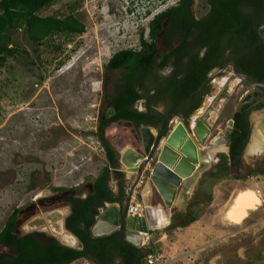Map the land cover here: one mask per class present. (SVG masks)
I'll return each mask as SVG.
<instances>
[{
	"label": "rangeland",
	"instance_id": "obj_1",
	"mask_svg": "<svg viewBox=\"0 0 264 264\" xmlns=\"http://www.w3.org/2000/svg\"><path fill=\"white\" fill-rule=\"evenodd\" d=\"M176 2L58 0L43 9L39 16L72 15L84 25L82 35H54L40 46H34L23 29L12 33L15 54L0 68V230L14 209L34 204L20 215L17 232L39 230L48 238L58 240L55 234L68 210L62 201L56 202V198L70 191L80 198L86 197L87 186L108 165L95 133L98 113L107 105L105 92L111 94L124 72L107 70L106 64L119 51L136 50L139 37L147 38L148 23L152 18ZM193 9L197 17L204 15L207 10L205 0H193ZM228 76L230 67L222 76L213 77L207 93L201 98L205 103L203 110L209 107L218 93L217 82L225 83ZM236 84L230 86L231 95L221 108L217 127L211 130L210 138L219 131L228 134V122L252 90L247 82ZM263 116L262 108L250 113V142L246 143L243 153L248 169L262 165L257 163L262 154L254 156L257 153L249 152V148L254 139L263 144L264 130L258 127ZM191 117L184 122L188 131L194 124ZM176 122L174 118L172 126ZM165 135L163 133L160 137ZM103 138L116 152L125 147L141 151L139 130L127 122L107 126ZM196 146L200 152L202 149L197 143ZM221 146L206 152H216L214 162L225 155L221 153L225 146L218 151ZM198 166L199 163L195 165L196 169ZM213 167L212 164L201 174L189 198L191 203L202 200L209 192L212 198L213 194H218L214 211L208 213L206 205L194 209L198 218L206 212L214 218L208 222L200 240L190 247L175 249L170 257H165V250L172 248L175 242L173 231L164 230L172 218L179 215V210L174 208L168 211V224L162 219L156 220L160 228L149 231L150 239L144 249H158L168 264H264V174L252 170L250 176L232 174L227 179L209 184L207 180ZM121 168L115 165L110 169L108 179L115 173L119 180L121 172H127L125 166ZM113 170L117 172L113 173ZM234 177L240 179L235 180ZM203 179L205 183L201 188L204 186V189L200 193L199 184ZM144 189L143 183L134 190V203L142 205L140 200L146 191ZM242 189L258 193L260 206L249 212L239 225L230 224L225 218V221H220V215L224 216L232 196ZM40 199H43L42 206L37 203ZM154 201L160 200L154 197ZM174 223L178 224L179 220H174ZM181 258L186 259L180 261ZM72 264L94 263L82 259Z\"/></svg>",
	"mask_w": 264,
	"mask_h": 264
},
{
	"label": "trees",
	"instance_id": "obj_2",
	"mask_svg": "<svg viewBox=\"0 0 264 264\" xmlns=\"http://www.w3.org/2000/svg\"><path fill=\"white\" fill-rule=\"evenodd\" d=\"M57 1L0 0V68L15 54L12 47L13 32L23 29L34 46H40L44 40L54 35L80 36L84 33V25L72 15L39 16L43 9ZM205 4V15L196 18L192 12L193 0H177L174 6L154 16L149 24L150 37L158 34L182 39L181 44L165 57V60L171 55L174 57L175 70L164 80L165 86L157 94L169 101V111L172 113L184 106L188 98L206 81L207 74L213 68L222 66L226 53L232 56L228 61H235L239 73L264 83V41L258 36V28L264 24V0H205ZM161 22H165V26L156 30L155 26ZM149 60L148 57L145 60L140 59L132 51H121L107 63V67L112 70H127L117 84L116 93L110 99L112 108L105 114L101 113L96 126V138L108 165L90 182L86 198L69 196L66 200L70 206V214L65 219V230L79 240L82 249L63 247L55 240L38 233L17 236L13 232L15 211L0 231V244L8 247L14 258H2L0 264H72L82 259L94 264L143 263L149 251L135 249L125 243L122 229L102 238H93L90 229L97 215V208L103 203L121 204L125 195L121 188L118 195H114L108 187V167L113 168L116 161L103 138L104 129L120 120L132 123L135 128H155L157 118H160L151 113L150 106H147L145 113H136L129 109L139 97L135 87L143 85L142 72L145 70L141 66L142 62L146 64ZM259 108L261 106L257 107ZM232 121L229 157H220L216 171L207 180L209 184L229 178L230 168L239 163V157L249 138L247 113H235ZM161 124L164 127L165 123ZM228 161L230 166L227 165ZM257 174H264V169L258 170ZM204 183L205 180L199 185L200 193L204 189V186L201 188ZM211 202V192L202 200L191 202L186 213L173 217L164 230L171 232L177 228L188 227L198 219L194 209L200 205L208 206ZM157 219L168 223L161 211ZM174 220H179V223L175 224Z\"/></svg>",
	"mask_w": 264,
	"mask_h": 264
},
{
	"label": "water",
	"instance_id": "obj_3",
	"mask_svg": "<svg viewBox=\"0 0 264 264\" xmlns=\"http://www.w3.org/2000/svg\"><path fill=\"white\" fill-rule=\"evenodd\" d=\"M258 36L264 41V24L258 28ZM232 72L236 76L247 79L252 84L254 89L250 95L251 99L248 102L251 104L260 102L262 110L264 111V83L256 82L244 75H239L235 71V63L232 65ZM216 74L217 70H213L208 75V80H212ZM228 85L229 83L224 87L223 91L226 90V95L229 97L231 91L227 92ZM260 93L261 98H255L254 94ZM209 112L210 110L204 116V120ZM176 120L178 122L176 128L172 131V123H170L168 132L165 136L161 137L151 127H140L141 151L127 149L121 157H119L118 152H113L114 160L116 161L115 165L120 168L125 166L128 169L127 172H121L122 183L128 186L125 196L126 199L121 204L103 203L97 209V215L94 217V223L90 229V234L93 238L106 237L122 229L124 242L135 249H141L143 241L141 235L160 228L156 221L159 211L166 216L168 222L169 210L174 209L177 203L181 210L186 206L190 191L195 186L201 174L210 167L211 163L206 159V153L201 151L197 152L192 141L186 137L188 133L189 135L191 134L192 130L189 129L190 131H188L181 121ZM232 125L233 122L229 121L228 126L231 128ZM198 127H200L201 131L203 130L208 134V131L200 123L197 125ZM258 127L264 130V116L260 119ZM194 134L198 138L197 141L204 144L207 134L199 135L197 129L194 130ZM162 140L171 149L166 146H161ZM228 142L229 137L225 136V143ZM217 144L218 141L214 142V145ZM211 145H213V141L208 147ZM227 151L226 149L225 152ZM263 151L264 148L260 153L254 154V156L261 155ZM198 161L201 163H199L196 169L195 165ZM202 165L203 167H201ZM128 176L130 177L128 178ZM143 183L144 190H146L144 192L150 193V198L149 202L145 203L143 201L144 192L142 193L140 203L143 206L144 217L137 218L128 215L127 208L135 188ZM154 197H158L160 201H154ZM61 229L63 233L74 239V244L71 246L67 245L59 236H57L58 240L55 239V241L63 247L81 250V243L73 234L65 230L63 222H61Z\"/></svg>",
	"mask_w": 264,
	"mask_h": 264
},
{
	"label": "flooded vegetation",
	"instance_id": "obj_4",
	"mask_svg": "<svg viewBox=\"0 0 264 264\" xmlns=\"http://www.w3.org/2000/svg\"><path fill=\"white\" fill-rule=\"evenodd\" d=\"M192 12H193V15L196 18H199L194 13L193 7H192ZM204 15H202V16H204ZM202 16H200V17H202ZM149 24H150V22L148 23V36H147V38H143L142 36L139 37V40H138V48L136 50H131V49L122 50V51H132L134 53V55L136 54L140 59H144L145 60V59H147V57L150 58V60H149L148 63L145 64L144 62H142V65L141 66L145 70V71L142 72L144 74V77L142 78L143 85L141 87H139V86H136L135 87V91H136V93H137V95L139 97H138V99H136L130 105L129 109L131 111L136 112V113H145L146 110H147V106H150V108L152 110L151 113L154 116H160V118H157V120H158V122L156 123L157 126L155 128L154 127L153 128L151 127L152 129L156 130L157 135H161L163 133H167L168 132V126H169L170 123L173 122V119L174 118L175 119H178L179 121H181L185 125V123H184L185 120L189 116L192 115V117H193L192 122L195 125L194 126V129L193 130L191 129L192 132L197 129L199 135H201V134H207V132H205L203 130L201 131L200 127L197 128V125L200 123L201 126L205 127V129L208 131V134L205 137L204 144H201L199 141H197L198 138H197L196 134H194V132H193V134H190V135L188 133L187 134V137L193 143H195L197 141L196 143L200 146V149H202L201 152H204V153H206L208 151V149H211L213 147H216V146H219L220 144H222L223 146H225V150L227 149L228 151L227 152H225V150L222 151L221 153H224L225 155H221V156L229 157V145H230V135L229 134H230V130H231L232 127L230 128L228 126V124H227V129L229 130L228 134H225V133L219 131L213 137L210 138V134H211L210 132H211V130L214 129L215 127H217V124H218V121H219V117H220L219 114H221L220 113L221 112V108H222V106L225 105V103L227 102V100L230 97V96L228 97V96L224 95L223 89H224V87L228 83H229V85H228L229 91H232V89H230V86H232L235 83H237L236 86L239 85L242 81L249 83L251 86H252V84L247 79L242 78L241 76H236L235 74H233V72H232V65H233V63H235V61L234 60L228 61L229 59L232 58V56L229 53H226L225 56H224V59H223L222 66L221 67L213 68L207 74L206 81L200 86L202 88L199 89L200 88L199 87L197 89V91L188 98V100L186 101V103L184 104V106L180 107L177 112H174V113L170 112L169 111V105H170L169 101L165 100L164 98H161V97L157 96V94L159 93L160 89L165 86L164 80L167 79L171 75V73L175 70L174 57L171 55L167 60H165V57H166V55L170 54V52H171L172 49L177 48L181 44L182 39L180 37L170 38V37H166V36H159L158 34L155 37H150ZM164 26H165V22H161L159 25L155 26V29L158 30L159 28L164 27ZM119 52H121V51H119ZM119 52H117V53H119ZM117 53H115V54H117ZM111 58H112V56H111ZM185 61H187V60H185ZM185 61H183V63H185ZM180 67H179V70L182 71V69ZM228 67H230V76H228V78L226 79L221 93L217 94L215 97L213 95L214 98L212 99L209 107L207 109L203 110L202 108L204 107V104L205 103L201 102V100H202L201 98H202V96H204L207 93L208 86L211 84V80H208V78H207L208 75L213 70H217V74L214 77H216V76H222V74L224 73V71ZM106 69L107 70H111V71H118V70L123 71L124 74L121 77L120 81L122 80V78L125 76V74L127 72L126 69H116V70H112V69H110V68L107 67V64H106ZM235 71L239 75H244L246 77H249V76H247L245 74L239 73L236 70V63H235ZM117 88L118 87L116 85L113 88L111 94H109V95H107L106 92H105L104 101L107 103V105H106V107L103 108V110H101L98 113V119H99V116L101 115V113L105 114V113H107L109 111L110 108H112V104L110 102V99L116 93ZM253 89H254V87L252 86V90L249 92L248 96L239 104L238 108L233 113V115L235 113L242 114V115L244 113L245 114L247 113V120H248L249 126L251 125L250 113L253 112L254 110H256L258 106H261V108H262V105H261L260 102H256V103H252V104L248 102L251 99V96L250 95L253 92ZM221 96H223L225 98L226 102L220 100V97ZM254 96H255V98H261V93L260 94H254ZM195 104H196V106L194 107L193 105H195ZM201 110H202V115H198V113ZM209 110H210V112L206 116V119H205L206 122H205L204 116L206 115V113ZM233 115H232V117H233ZM232 117H231V120L230 121H232ZM160 119L163 120V121H160ZM117 122H127V123H129V124H131L133 126V124L130 123V122H128V121L120 120V121H117ZM117 122H115V123H117ZM161 122H164L165 123L164 127H162ZM115 123H111L110 125L115 124ZM174 124H178V122H176ZM185 127H186V125H185ZM172 128H173V126H172ZM135 129H138L139 130L140 127L139 128H135ZM220 135H221V137H219ZM225 136H228L229 137V142L228 143H225ZM192 138H194L195 142L193 141ZM248 140H249V138H248ZM248 140H247V142H248ZM212 141H213V145H211L210 147H208L212 143ZM217 141H218V144L217 145H214V142H217ZM220 141H222V142H220ZM105 142H106V144L108 145L109 149L112 152H116L115 150H112L111 149V147L109 146V143L106 140H105ZM196 143H195V145H196ZM263 143H264V140H263ZM201 146H204L205 148L204 147H201ZM259 146H261L260 151H261V149L263 150V147L262 146H264V144H261L260 143ZM125 149H129V148L125 147V148L119 149L117 151L118 154H119V156H120L121 152L123 150H125ZM130 149L133 150L132 147ZM244 150H245V147H244V149H243V151H242V153H241V155L239 157V163L237 165H234L232 168H230V171L228 173V176L229 177L232 174L235 175V176H244V175L250 176L251 175L250 172L252 170H255V172L257 173L258 170L264 169V151L261 153L262 154L261 160L260 161L257 160V163L258 164L261 163L262 165L259 166V167H257L256 169H252V168H249L248 169V168H246L245 163L243 161V153H244ZM221 156H219V158L217 159V161L212 162L210 164V167L212 166V164L214 165V167H213L212 172L210 173V175L214 171H216V168H217V166L220 163V157ZM258 156H259V154L257 155V157ZM199 163H201V162H199ZM115 164H116V162H115ZM227 165L230 166V162L229 161H228ZM201 167H203V165ZM210 167L207 170H209ZM233 179L239 180L240 178L234 177ZM203 180H201V181H203ZM201 181H200V183H201ZM89 189H90V186L88 185L87 186V190H89ZM69 196L72 197V198L79 197V196H76V193L75 192H71L70 191V192H66L65 194H63V196L56 198V202L62 201L65 204V207L64 208H66L68 210L67 216L70 214V206L66 203L67 197H69ZM52 202H54V200H52ZM37 203L38 204H41V206H42L43 199L37 200ZM33 205L34 204H30V206H26L25 208H17V209H14L9 214V216L6 218L5 222L16 211V213H15L14 231H13L14 234H16L19 237H23V236H25L27 234H30V233H38V234H43L46 238H48L43 232H40L39 230H35V231H32V232H26V233H22V232L18 233L17 232L18 231L17 230V227H18V222H19V219H20L19 218L20 215L23 213V211L25 209L30 208ZM178 214L179 215H184L180 211H179ZM67 216L61 218V220L59 222V223L63 222L64 228H65V219L67 218ZM5 222H4V224H5ZM48 239H51L52 240L53 238H48ZM0 249L2 251V252H0L1 253L0 254V260H2V258L5 259L7 257L8 258H11V257L14 258V255L12 254L11 250L8 247H6L5 245L0 244Z\"/></svg>",
	"mask_w": 264,
	"mask_h": 264
},
{
	"label": "bare ground",
	"instance_id": "obj_5",
	"mask_svg": "<svg viewBox=\"0 0 264 264\" xmlns=\"http://www.w3.org/2000/svg\"><path fill=\"white\" fill-rule=\"evenodd\" d=\"M217 83H218V88H219L217 94H219V93H221V91L223 89L224 81H218ZM227 92H229V89H228ZM223 93H224V95H226V90H224ZM220 100L224 101L225 98L223 96H221L220 97ZM198 115H202V110L198 113ZM176 125L177 124H173L172 131L176 128ZM194 126L195 125L193 124L192 130L194 129ZM186 137H187V135H186ZM258 137H260V136H258ZM254 140L255 141L252 142V144L250 145L249 152H251V153H258L260 151V148H261V146H259L260 145V142L257 139H254ZM220 142H222V141H220ZM193 145H194L196 151H198V149H197L198 146L196 147L195 143H193ZM161 146H166L167 148L171 149L170 146H168V145L165 144V141L161 142ZM222 147L223 146H221L220 148H218V151H222L223 150ZM262 147L264 148V146H262ZM261 151H262V149H261ZM214 152L211 151L209 154H206V159L210 163H212L214 161V159H213ZM198 163H199V161H198ZM149 198H150V193L144 192L143 193V199H144L143 201L145 203H148L149 202ZM260 204H261L260 198L258 196V193H256L255 191H253L251 189L238 190V191L235 192V194L230 199L227 208L225 207L226 210H225V213H224V218L230 224H233L235 226L236 225H239V224H241L245 220V218L247 217L248 213L255 211L260 206ZM59 226H61V223H59ZM147 233L149 234L150 232L148 231ZM56 236H59V238L61 240H63L69 246H71V245L74 244V239L71 238V237H69L65 233H63L61 227H60L59 231L56 233Z\"/></svg>",
	"mask_w": 264,
	"mask_h": 264
},
{
	"label": "crops",
	"instance_id": "obj_6",
	"mask_svg": "<svg viewBox=\"0 0 264 264\" xmlns=\"http://www.w3.org/2000/svg\"><path fill=\"white\" fill-rule=\"evenodd\" d=\"M110 169H112V168L111 167H108L109 173H110ZM114 172H117V171L116 170H113V173ZM114 175H115V173H114ZM114 175H111L112 177H111L110 180L108 179V187H109V189L111 190V192L114 195H118V193L120 191L119 189L121 188L123 190L124 194H125L122 202H125V199H126L125 196H126V192H127V188L126 187H128V186L126 185L125 187H123L122 182L120 183V181H121L120 179L121 178L119 180H117V177L114 176ZM191 191H190V193H191ZM190 193H189L188 198H187L186 206L182 210L179 207V204L178 203L175 206V209L176 210H179L182 214H185L186 213V211L188 209V206L190 204V201H191V200H189L190 195H191ZM84 198H86V197H83L81 199H84ZM217 200H218V194H216V195L213 194L212 202L205 209L208 213L210 211H214L213 209L216 206V202H218ZM113 204H117V203H113ZM200 206H202V205H200ZM99 208H97V209H99ZM207 212L204 213V214H202L201 216H199V218L194 223H192L191 225H189L188 227H185V228H177L176 230H174L172 232L173 239L175 240V242L172 244V248L171 247H168L167 251L165 250V254H164L165 257H167V258L170 257V255H172V253L175 251V249L176 250H179L181 248H185V246L190 247V246L196 244L200 240L201 235L206 230L205 228L208 227L207 226L208 222L211 221L212 219H214ZM224 213H223V215H224ZM220 221H225L224 220V216H221L220 215ZM185 259L186 258H181L180 261H185Z\"/></svg>",
	"mask_w": 264,
	"mask_h": 264
},
{
	"label": "built area",
	"instance_id": "obj_7",
	"mask_svg": "<svg viewBox=\"0 0 264 264\" xmlns=\"http://www.w3.org/2000/svg\"><path fill=\"white\" fill-rule=\"evenodd\" d=\"M133 195V194H132ZM127 214L133 217H137V218H143L144 217V212L142 209V206L139 203H134V197L132 196L129 204H128V208H127ZM150 234H142V247L144 249V247L148 244V241L150 239L149 237ZM149 253L145 256V259L143 261L142 264H168V262L166 260H164L161 252L156 249V248H146Z\"/></svg>",
	"mask_w": 264,
	"mask_h": 264
}]
</instances>
